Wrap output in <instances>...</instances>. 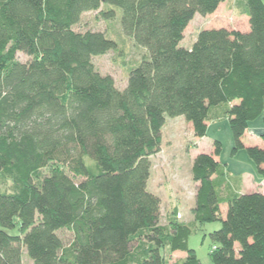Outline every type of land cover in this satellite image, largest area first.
I'll use <instances>...</instances> for the list:
<instances>
[{
  "label": "trees",
  "instance_id": "trees-1",
  "mask_svg": "<svg viewBox=\"0 0 264 264\" xmlns=\"http://www.w3.org/2000/svg\"><path fill=\"white\" fill-rule=\"evenodd\" d=\"M229 1L0 0V264H167L176 252L185 257L173 264H201L191 226L175 210L159 224L146 187L165 117H183L202 138L225 116L231 154L245 150L264 179V136L260 147L243 143L264 113L263 2L233 11L246 30L208 28L179 47L196 14ZM116 10L145 50L122 89L92 62L116 43L73 29L85 13L110 21ZM220 150L214 142L193 159L192 223L220 222L209 234L213 264H264V195L232 189Z\"/></svg>",
  "mask_w": 264,
  "mask_h": 264
},
{
  "label": "rangeland",
  "instance_id": "rangeland-1",
  "mask_svg": "<svg viewBox=\"0 0 264 264\" xmlns=\"http://www.w3.org/2000/svg\"><path fill=\"white\" fill-rule=\"evenodd\" d=\"M261 1L264 4V0ZM240 2L241 0H230L229 7L222 5L216 13L209 16L196 14L184 30L179 47L191 48L198 33L208 28L246 30L248 25L245 17H236L232 14L234 10L236 12L240 10ZM120 16V10H116V18L107 21L98 12L85 13L73 29L76 32H103L116 43L115 51L93 57L92 62L100 74L110 75L116 86L122 89L126 86L130 70L145 56V50L135 46L132 40L122 33ZM17 60L26 62L28 57L18 53ZM214 142H218L221 149L215 159L225 166L229 174L247 173L254 180L261 179L257 176L255 166L245 150H239L235 155L231 154L233 140L225 116L218 121L208 123L206 134L202 138L194 137L191 127L183 117H165L164 125L160 130V151L149 159L151 169L146 187L147 191L160 201L159 224H165L166 217L175 210L177 219L191 226L193 232L188 239V247L194 251L201 264H213L209 257L213 246L209 234L220 229V222L203 225L192 223L191 209L194 205L196 183L191 179V166L198 154L213 153ZM85 161L88 168L94 171L93 163L88 158ZM222 210L221 216L224 218L225 207H222ZM177 253L178 257L185 256L183 252ZM178 257L172 254L167 264H173Z\"/></svg>",
  "mask_w": 264,
  "mask_h": 264
},
{
  "label": "crops",
  "instance_id": "crops-1",
  "mask_svg": "<svg viewBox=\"0 0 264 264\" xmlns=\"http://www.w3.org/2000/svg\"><path fill=\"white\" fill-rule=\"evenodd\" d=\"M223 6H226V5H223ZM263 119H264V113L261 118L257 119L256 121L252 123H249L248 129L245 132V135L243 137V143L245 146H250V145H256L259 147L262 146L261 137L264 136V120ZM230 176H231L230 181L232 184V189L234 191H237L240 194L260 192L264 195V179L263 178L260 177L261 179L257 178L258 180H254V178L247 173H238L237 175L230 174ZM174 254L176 255V257H178L177 252ZM184 257L179 256L177 259H183Z\"/></svg>",
  "mask_w": 264,
  "mask_h": 264
}]
</instances>
